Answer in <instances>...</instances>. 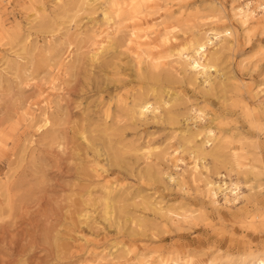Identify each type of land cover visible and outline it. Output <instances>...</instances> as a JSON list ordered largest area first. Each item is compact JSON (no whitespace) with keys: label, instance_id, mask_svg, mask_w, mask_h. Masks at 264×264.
Listing matches in <instances>:
<instances>
[{"label":"rangeland","instance_id":"rangeland-1","mask_svg":"<svg viewBox=\"0 0 264 264\" xmlns=\"http://www.w3.org/2000/svg\"><path fill=\"white\" fill-rule=\"evenodd\" d=\"M120 1L124 20L108 0H0V264L256 262L264 14L232 13L264 0ZM139 41L207 44L151 71ZM235 182V202L208 192Z\"/></svg>","mask_w":264,"mask_h":264},{"label":"bare ground","instance_id":"bare-ground-1","mask_svg":"<svg viewBox=\"0 0 264 264\" xmlns=\"http://www.w3.org/2000/svg\"><path fill=\"white\" fill-rule=\"evenodd\" d=\"M146 1L147 0H130V7H129L130 12L134 15L141 12V10L147 6ZM108 3L110 5L113 13L115 10V15H116L115 19L116 18L119 19L121 17L124 20L127 18L126 13H121V7H120L121 1L120 0H108ZM260 12L262 14H264V3H260V4L255 6V5H253V2L247 1V2H245V4L240 3L237 6H235L233 8L232 16H233V18L238 20V22H240V25L244 30H247L248 25L250 23V20L252 18L256 17ZM135 18H138V17H135ZM116 22H117V20H116ZM117 23H120V22H117ZM139 24H141V23H139ZM137 30L141 31L142 29L137 28ZM133 35H136L138 37V40H139V38L140 39L143 38V36L138 35L136 32L133 33ZM95 36L99 37L100 34L94 35V37ZM249 39H251V38L249 37ZM163 41L165 44L171 42L170 37H169V33L163 34ZM206 41H210V39H207ZM206 41L205 42L200 41L197 43V45H194V46L193 45L192 46L181 45L179 47L172 46V44L170 43L171 45L166 46V49H168V51L166 50L167 51L166 54L160 55V56H153L145 48L147 43L139 41L137 43V45H138V48L141 50V53L137 58V61H138L137 63L139 65H141L143 57H147L148 61L150 62V68L151 67L153 68V70L151 68V71H154V70L156 71V70H159V68L161 67L163 59L169 60V59H174V58H178V59L183 58L184 54L187 53V51H189V49H194L196 53H199L200 51H202L205 48V45L207 44ZM175 60H177V59H175ZM173 62H174V60H173ZM189 64L194 68H197L199 66V63L192 57H190V63ZM207 66L211 68L213 65L207 64L204 67L206 68ZM41 95L44 97V93ZM45 103L48 104L47 107H49L50 102L48 101V99H45ZM151 108H152V103L149 100H147V99L141 100V102L138 104V113L140 116H143L148 111H150ZM191 116H192L191 118L194 120H201L202 118L205 117V115L203 113L196 112V111H193ZM213 135H214V132L212 130H208L207 136L211 137ZM178 153H179V151L175 150V152L171 155L176 166H179V164L183 162V159L181 157L176 156V154H178ZM199 153L202 154L201 152H199ZM198 161H199V159L197 157H195V164H194V168H193V171L195 172V173L193 172L194 174H196L198 172ZM240 186H241V184L237 183V182L232 183L228 187H225V185H223V186L222 185H216V186H211L212 189H210V187H209L208 192L210 193V195L212 197H216V195L218 193H220L221 191H224L225 200L230 203L231 201L235 202L238 199V197L240 195ZM148 256H142V257H148ZM141 262L142 261H140V263ZM159 264H169V263H168V261H165L164 259H162L159 261ZM209 264H229V262L226 260L224 262L222 261L221 263H214V261H213V262H210ZM235 264H245V262L241 260L240 262L235 263ZM247 264H264V256H258L256 258V262L247 263Z\"/></svg>","mask_w":264,"mask_h":264}]
</instances>
